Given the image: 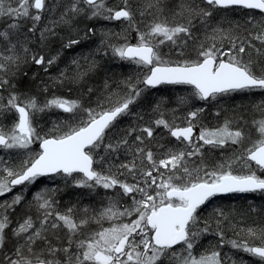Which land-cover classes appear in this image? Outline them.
Returning <instances> with one entry per match:
<instances>
[{
	"label": "snow or ice",
	"instance_id": "6c2138e0",
	"mask_svg": "<svg viewBox=\"0 0 264 264\" xmlns=\"http://www.w3.org/2000/svg\"><path fill=\"white\" fill-rule=\"evenodd\" d=\"M102 22L125 27L64 61ZM105 57L141 73L90 86ZM161 85L191 92L170 109L149 100ZM249 193L264 196V0H0V264H247L225 245L264 264V224L202 215Z\"/></svg>",
	"mask_w": 264,
	"mask_h": 264
},
{
	"label": "trees",
	"instance_id": "16d2710c",
	"mask_svg": "<svg viewBox=\"0 0 264 264\" xmlns=\"http://www.w3.org/2000/svg\"><path fill=\"white\" fill-rule=\"evenodd\" d=\"M118 22H102L97 24V35L92 38L91 42H86L82 46L76 48L72 52H67L64 55L68 54V56H72L78 51L83 52V57L89 56L92 51L99 46L100 40H101V32L106 30H111L113 32H121L124 29V25H122L121 28H117L116 24ZM132 43H135V33H132ZM122 41H117L114 38L112 39V43H119ZM101 64L103 65L101 72L99 75L94 76L92 79L89 80V85L99 88L101 85V81L103 78L107 77L110 80H120L124 77L128 76H136L138 73H141V69H139L134 64H129L127 62H121L118 59H109V57H105L103 61H101ZM63 66V65H61ZM36 69L33 68L32 71H35ZM54 72V69H53ZM191 92V89L189 86L185 85H162L159 86L158 89L151 90L149 93V100L155 101L161 97H164L169 100V108L176 107V98L179 96H189V93ZM58 94H63L69 96V98L75 99L81 95V93L75 89H73L71 92H69L68 88H63L60 90ZM261 97L260 95H256L255 97H246L243 94H238L235 97L234 105L238 106L241 104H249L250 100H259ZM84 99L87 100V97L84 96ZM200 102H197L199 104ZM229 103H233L232 101H229ZM228 105L225 104V107ZM147 105H138L133 108L134 113H143L145 111V108ZM216 109H210L209 111L214 112ZM66 115V114H65ZM52 119H55V116H52ZM136 122L135 115L124 117L119 125V128L114 130L120 131L124 128L129 127L130 125L134 124ZM205 123H208V121H205ZM216 121H211V124H215ZM43 126V125H42ZM162 142H167L170 146L171 144H174L175 141L171 140L169 137H165V139ZM33 149L35 151H39L38 144H34ZM43 182L38 183L36 188H43V187H56L57 185H60L63 187V182L60 180L59 177L55 181L48 180L47 178H42ZM36 189H33L35 191ZM81 190L79 189H70L66 190L62 195L58 196V199L61 202V206L67 205L70 202H74L77 199V193H79ZM11 195V194H9ZM30 198V193H29ZM98 199V198H97ZM83 204H89L91 198L88 196L81 197ZM249 205L257 208V210L264 208V196H262L260 193H249V194H233L229 195L223 198L216 199L213 204L209 205L208 208L205 210V212L202 214L204 216H208L212 211L219 207L223 208L227 211H230L233 216L236 217L237 227H248L253 226V224H264V216L258 215L257 213H250L246 217H241L237 215L236 210L238 209H247ZM215 228V225H213ZM233 233L231 230H228L226 233V238H232ZM219 240L215 235H208L206 238L202 240L203 247L200 249V251H203L205 248H208L210 244H218ZM222 252L229 253V255H234L237 258L243 257L244 260L247 262V264H260V262L256 258H251L245 255L241 252H235L232 250L229 246L225 245L222 249Z\"/></svg>",
	"mask_w": 264,
	"mask_h": 264
},
{
	"label": "bare ground",
	"instance_id": "6f19581e",
	"mask_svg": "<svg viewBox=\"0 0 264 264\" xmlns=\"http://www.w3.org/2000/svg\"><path fill=\"white\" fill-rule=\"evenodd\" d=\"M73 56H78V57H83V52L82 51H78L77 53H75L74 55H72V56H68V55H66V56H64V61H70L71 59H72V57ZM63 65V64H62ZM53 73H55V69H54V72Z\"/></svg>",
	"mask_w": 264,
	"mask_h": 264
},
{
	"label": "rangeland",
	"instance_id": "374dc122",
	"mask_svg": "<svg viewBox=\"0 0 264 264\" xmlns=\"http://www.w3.org/2000/svg\"><path fill=\"white\" fill-rule=\"evenodd\" d=\"M116 25H117L116 27H117L118 29L122 27V24H120L119 22H118ZM66 55H68V54H66ZM66 55H64V56H66Z\"/></svg>",
	"mask_w": 264,
	"mask_h": 264
},
{
	"label": "water",
	"instance_id": "95a60500",
	"mask_svg": "<svg viewBox=\"0 0 264 264\" xmlns=\"http://www.w3.org/2000/svg\"><path fill=\"white\" fill-rule=\"evenodd\" d=\"M162 86V85H161Z\"/></svg>",
	"mask_w": 264,
	"mask_h": 264
}]
</instances>
